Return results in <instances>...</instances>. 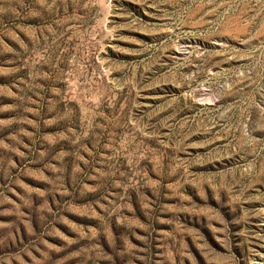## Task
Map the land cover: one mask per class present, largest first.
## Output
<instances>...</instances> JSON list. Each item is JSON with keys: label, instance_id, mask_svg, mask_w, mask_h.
I'll use <instances>...</instances> for the list:
<instances>
[{"label": "rangeland", "instance_id": "374dc122", "mask_svg": "<svg viewBox=\"0 0 264 264\" xmlns=\"http://www.w3.org/2000/svg\"><path fill=\"white\" fill-rule=\"evenodd\" d=\"M0 264H264V0H0Z\"/></svg>", "mask_w": 264, "mask_h": 264}]
</instances>
